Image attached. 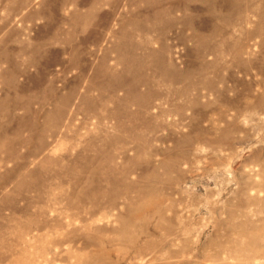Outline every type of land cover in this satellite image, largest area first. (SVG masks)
<instances>
[{"label":"rangeland","instance_id":"1","mask_svg":"<svg viewBox=\"0 0 264 264\" xmlns=\"http://www.w3.org/2000/svg\"><path fill=\"white\" fill-rule=\"evenodd\" d=\"M0 264H264V0H0Z\"/></svg>","mask_w":264,"mask_h":264}]
</instances>
